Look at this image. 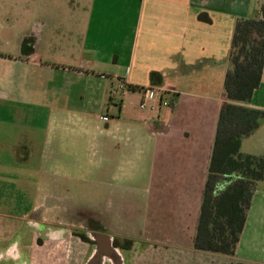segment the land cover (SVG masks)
Masks as SVG:
<instances>
[{
    "label": "crops",
    "instance_id": "1",
    "mask_svg": "<svg viewBox=\"0 0 264 264\" xmlns=\"http://www.w3.org/2000/svg\"><path fill=\"white\" fill-rule=\"evenodd\" d=\"M77 1L64 10L70 24L29 22L14 48H0V105L43 108L41 132L19 129L17 112L0 113V152H12L0 168H13L15 190L27 200L13 216L39 213L44 224L41 234L0 248V264L56 257L64 264H264V178L233 257L192 247L217 117L227 102L234 24L258 17L264 0ZM201 13L210 23L197 18ZM151 72L161 75L159 86L150 84ZM121 84L135 89L110 98ZM155 88L166 91L170 105L139 110L141 91ZM242 105L264 110V68ZM240 151L264 158V123L242 139ZM68 167L74 174L64 173ZM33 175L42 177L43 190L30 184ZM68 177L81 185L70 203L63 195ZM68 206L84 209L85 219L73 227L49 222L52 214L70 213ZM0 224L7 225L2 218ZM115 239L131 245L116 248Z\"/></svg>",
    "mask_w": 264,
    "mask_h": 264
},
{
    "label": "trees",
    "instance_id": "2",
    "mask_svg": "<svg viewBox=\"0 0 264 264\" xmlns=\"http://www.w3.org/2000/svg\"><path fill=\"white\" fill-rule=\"evenodd\" d=\"M258 17L236 19L223 81L226 103L220 108L203 186L192 247L227 257L235 255L256 185L264 178V158L240 151L241 141L264 123V110L248 107L264 68V6ZM210 23L206 13L197 17ZM159 86L161 75L149 74ZM134 90L133 87H128ZM129 240L113 241L128 248ZM241 264V263H236Z\"/></svg>",
    "mask_w": 264,
    "mask_h": 264
},
{
    "label": "rangeland",
    "instance_id": "3",
    "mask_svg": "<svg viewBox=\"0 0 264 264\" xmlns=\"http://www.w3.org/2000/svg\"><path fill=\"white\" fill-rule=\"evenodd\" d=\"M49 1L53 3V7H46ZM72 1H74L75 3L73 2L72 5L68 4V7L66 6L63 7L62 0H0V48L4 51L14 48L15 38L17 40L18 37L20 38L21 35H25L27 33L26 30L28 29L25 26L29 25V22L61 24L64 22V20H66V22H68L67 24H70L72 22L71 16L66 14L64 10H67L68 12L69 9H74L76 7L75 4H77L78 1L77 0H72ZM33 4H36V6H33ZM39 5L43 7H40ZM139 103L140 101L137 102V104H135L139 110L141 111L148 110V108L140 109ZM157 110L158 109H156L155 112H157ZM10 111L19 113V116L23 118L21 119L22 124H20L19 129L28 128L29 130L38 129L40 132L42 131L43 108L41 104H37V103L22 104V103L10 102L5 104V106L0 105V113H3L4 116H6V114H8V112ZM105 113H106L105 111L102 112V114ZM16 126L19 127V125ZM16 126L11 125L9 127L16 129ZM13 129L9 128V135L13 133L14 131ZM17 131L18 130H16L15 132ZM261 133L263 134L262 131ZM261 133H257L256 137L258 136L262 137ZM10 156H12V152L10 150L0 152V159L6 162H10L9 161ZM30 168H33V166H30ZM11 170H13L11 166H7L2 169L0 168V172L2 171V177L0 178V212H3L4 213L3 215H5L0 218H2L3 222H6L7 224V225L4 224L6 225V227L4 228L2 227V224H0V248L6 247L14 242L20 243V240L23 238L27 239L23 237V234L25 233L30 234L31 232L32 233L36 232L37 234H41L42 229L44 228L43 216L39 213L28 215L22 220H20V218H16L13 216L18 211H22L24 201L27 200H24L25 198L22 197L21 192H17L15 190L14 183L11 180L10 174L8 173L11 172ZM15 170L18 171V169ZM63 171L67 176H69L70 174H74L75 172L73 168H69V167L64 168ZM32 179L34 181H31L30 184L35 182L36 187L39 185L40 186L39 190L40 188L43 190L42 177L33 175ZM70 180L71 179H69V177L66 180L68 194L63 193L67 203L73 202L74 200V196L73 194H71V192H75L76 190H79V188H81V185L79 183L76 182L69 183ZM85 188H87L86 184H84V189ZM68 207L70 213L62 214V216L57 215V213L52 214V216H50L49 222L59 223V221H61L62 224L73 227L74 225H76L74 221L76 218L83 217V219H85L86 214L84 209H81L78 206L77 208L74 206H68ZM75 212L77 215L74 214ZM88 213L89 210H87V214ZM11 217L15 219L11 220ZM17 217H19V215H17ZM8 223H12V224L8 225ZM27 223H33L35 225L33 226L29 225L27 228L26 226ZM12 226L13 229H10ZM77 233L80 232L77 231ZM63 261H64L63 257L61 260H59V258L56 257L55 260L53 259L49 260V262L45 264H64ZM32 264H43V263L32 262Z\"/></svg>",
    "mask_w": 264,
    "mask_h": 264
},
{
    "label": "built area",
    "instance_id": "4",
    "mask_svg": "<svg viewBox=\"0 0 264 264\" xmlns=\"http://www.w3.org/2000/svg\"><path fill=\"white\" fill-rule=\"evenodd\" d=\"M127 89L128 88H126L122 84L116 88H111L109 92L110 98L114 99L121 95H124L126 92H128L129 89L128 90ZM151 90L153 92H151ZM151 90L144 89L141 91V99L139 103L140 109L148 108V110L153 111L158 109L160 106L168 107L170 105L169 100L164 96V93H166L165 90L159 88H155ZM102 119L104 120L105 118L102 117Z\"/></svg>",
    "mask_w": 264,
    "mask_h": 264
},
{
    "label": "flooded vegetation",
    "instance_id": "5",
    "mask_svg": "<svg viewBox=\"0 0 264 264\" xmlns=\"http://www.w3.org/2000/svg\"><path fill=\"white\" fill-rule=\"evenodd\" d=\"M78 236L83 239V240H86V237L83 235V234H78Z\"/></svg>",
    "mask_w": 264,
    "mask_h": 264
}]
</instances>
